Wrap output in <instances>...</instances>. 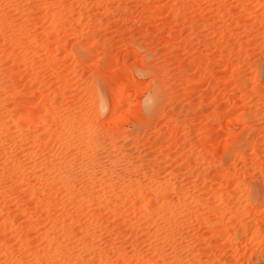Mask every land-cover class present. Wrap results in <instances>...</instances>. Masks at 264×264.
<instances>
[{
	"label": "rangeland",
	"instance_id": "374dc122",
	"mask_svg": "<svg viewBox=\"0 0 264 264\" xmlns=\"http://www.w3.org/2000/svg\"><path fill=\"white\" fill-rule=\"evenodd\" d=\"M0 264H264V0H0Z\"/></svg>",
	"mask_w": 264,
	"mask_h": 264
}]
</instances>
